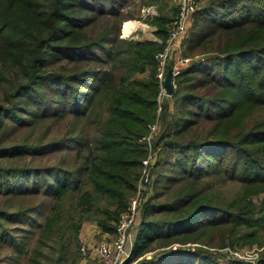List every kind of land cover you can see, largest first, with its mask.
I'll use <instances>...</instances> for the list:
<instances>
[{"label": "trees", "instance_id": "obj_1", "mask_svg": "<svg viewBox=\"0 0 264 264\" xmlns=\"http://www.w3.org/2000/svg\"><path fill=\"white\" fill-rule=\"evenodd\" d=\"M126 5L0 0V198L51 201L44 222L31 214L37 206L0 208V248L13 252L0 264H61L87 221L117 233L150 153L152 178L164 170L139 207L126 264H220L207 248L264 245V0L202 3L185 53L204 60L173 79L160 112L157 55L174 17L146 21L158 40L125 39ZM62 121L70 129L58 138L45 140L51 127L30 133ZM65 149L75 151L71 165L19 163ZM216 176L241 183L240 193L210 192ZM26 221L22 236L10 235L6 223Z\"/></svg>", "mask_w": 264, "mask_h": 264}, {"label": "rangeland", "instance_id": "obj_2", "mask_svg": "<svg viewBox=\"0 0 264 264\" xmlns=\"http://www.w3.org/2000/svg\"><path fill=\"white\" fill-rule=\"evenodd\" d=\"M204 1L205 0L199 1V9ZM176 8H178V12H179V0H157L154 2L152 0H127V5L125 6L123 12H124V15L126 16H129V15L132 16V19H126V21L122 23L121 35H120L121 38L135 39V40H150L149 38H151L152 40H158L155 34L157 27L151 25L150 22L147 23L146 21H148L149 19H152L153 17L160 16V15H167V16L170 15L175 18V15H177L178 13L174 15L173 11ZM195 19H196V15H194L193 17L190 30L194 26ZM127 30H129L128 34L126 33ZM190 30L187 33L184 39V43H183L184 44L183 49H184L185 56H187L185 53L186 39L190 33ZM187 57L191 58V61L188 66H190L194 61L204 60L203 57L193 58L189 55ZM50 124H51L50 122H41L35 128L34 131L33 130L31 131L29 130V131L32 136H36L38 138V136L42 135L45 131H48V129L51 127V130L46 134V138H45V140H51V139L58 138L64 135L65 132L70 129V123L68 121H62L60 123L51 124V126ZM160 127L161 125L158 128L159 131H160ZM29 131L24 130L20 134H22L23 136H28ZM156 156H153V160L154 158H156ZM74 157H75V151L65 149L63 151H55L51 153L37 155V157H32V158L29 157L26 159V161H22V162L20 161L19 163L26 162L30 165L43 166V165L57 164L62 160V158H65L64 164L71 165L72 162L74 161ZM162 170L164 169L161 168L159 170H156V167L154 168L153 170L154 176L152 178V182L149 185H147L144 189L145 199L156 193L155 181L157 180L159 171H162ZM166 171H170L169 167L166 169ZM207 180H213L211 184L210 192H216L217 194L220 193V195H222L224 198H227V199L236 197L241 191V187H242L241 183H239L238 181L226 178L224 176L223 177L221 176L210 177ZM8 198L9 197H4L3 199L0 198V208L6 207L7 205H14L16 207H18L19 205L25 206V207L37 206V212L34 210L31 212V214L34 216V218H38L40 222H44L45 215L48 213L50 205H51V201L45 197L47 199L46 200L43 195H37V196L33 195L31 197H15L14 199L10 200L12 204H10V202L8 201L9 200ZM254 199H258V196H256ZM39 212L41 213L39 214ZM29 221H26L28 222L27 224L6 223V225L10 229V233H11L10 235L16 234L17 236H22V234L19 233L18 230L19 228H22V227L28 228ZM137 227L133 229V236H134L133 245L135 243L136 235L138 232ZM38 230H39V226L37 225L35 227L36 233L32 234L31 236V241L29 245L30 248H32L36 243V240L38 237ZM104 234L106 235L107 238H102V239L96 238L97 239L96 243H100L104 241H112L116 237V233H111V234L103 233V235ZM83 245H85L86 247L89 246L85 235H84V238L80 235L79 241L76 244V246L71 247V253L68 259H65V261H63L61 264H81V262L84 260L85 257H87V261H88L87 264H100V261H99L100 259L90 250L85 257L83 256V253L80 250L81 246ZM188 246H191L194 248L197 245L193 244V245H188ZM228 246L234 251H241L242 253H246L248 251L253 250L254 247L260 246V245L258 243H254V244H247V245H241V246L240 245L239 246L228 245ZM225 248L227 247H215V248H207V249L218 257L217 259L220 264H228V260H230L232 257L230 253H226V251L224 250ZM12 254H13L12 249L10 248V245L8 243H5L4 247L0 248V258H2L4 262H8L9 261L8 257L12 256ZM52 254L56 255L57 253L54 251H50L51 257H53ZM152 255L153 253L148 254L147 258H151ZM262 255L263 253L261 254V257ZM20 264H24L23 258ZM45 264H55V261L52 259H49L45 261ZM132 264H137V262H134Z\"/></svg>", "mask_w": 264, "mask_h": 264}, {"label": "built area", "instance_id": "obj_3", "mask_svg": "<svg viewBox=\"0 0 264 264\" xmlns=\"http://www.w3.org/2000/svg\"><path fill=\"white\" fill-rule=\"evenodd\" d=\"M198 10L199 0H179V12L171 22L165 48L157 55L158 78L160 79V93L157 98L160 106L159 112L165 98L169 96L165 87L167 74L170 73L173 80L180 75L191 61V58L184 54L183 43L191 27L193 17ZM156 130L157 126L154 125L152 131ZM147 140L151 146V136L147 137ZM153 163V155L150 153L143 162L142 178L139 181L136 197L131 204L130 210L122 214L117 223L116 237L112 241L100 242L92 247L81 246L80 250L84 257L90 250L100 259L102 264H126L129 260L134 247L133 229L139 225V207L145 199L144 189L152 182L151 169ZM224 250L226 253H230L232 257L228 260V264H258L261 254L264 253V245L256 246L253 250L246 253L234 251L230 247Z\"/></svg>", "mask_w": 264, "mask_h": 264}, {"label": "crops", "instance_id": "obj_4", "mask_svg": "<svg viewBox=\"0 0 264 264\" xmlns=\"http://www.w3.org/2000/svg\"><path fill=\"white\" fill-rule=\"evenodd\" d=\"M150 40H152L151 38H149ZM84 235L88 241V245L90 247L94 246L95 244H97V239L96 238H107L106 235L102 233V231L99 229L98 225L96 224V222L94 221H87L85 222L83 228H82V232H81V236L84 238ZM92 255V254H91ZM92 257V256H91ZM100 261V260H99ZM87 258H84L83 262H81V264H87ZM101 264V261H100Z\"/></svg>", "mask_w": 264, "mask_h": 264}, {"label": "water", "instance_id": "obj_5", "mask_svg": "<svg viewBox=\"0 0 264 264\" xmlns=\"http://www.w3.org/2000/svg\"><path fill=\"white\" fill-rule=\"evenodd\" d=\"M165 87L167 89V94L169 96L174 94L175 88H174L173 80H172V77H171L170 73L167 74L166 81H165Z\"/></svg>", "mask_w": 264, "mask_h": 264}, {"label": "bare ground", "instance_id": "obj_6", "mask_svg": "<svg viewBox=\"0 0 264 264\" xmlns=\"http://www.w3.org/2000/svg\"><path fill=\"white\" fill-rule=\"evenodd\" d=\"M129 30L126 31V33L128 34Z\"/></svg>", "mask_w": 264, "mask_h": 264}]
</instances>
